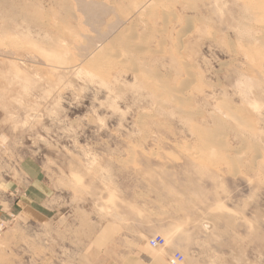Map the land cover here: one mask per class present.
I'll return each instance as SVG.
<instances>
[{
	"label": "rangeland",
	"instance_id": "obj_1",
	"mask_svg": "<svg viewBox=\"0 0 264 264\" xmlns=\"http://www.w3.org/2000/svg\"><path fill=\"white\" fill-rule=\"evenodd\" d=\"M244 1L0 0V264H264Z\"/></svg>",
	"mask_w": 264,
	"mask_h": 264
},
{
	"label": "bare ground",
	"instance_id": "obj_2",
	"mask_svg": "<svg viewBox=\"0 0 264 264\" xmlns=\"http://www.w3.org/2000/svg\"><path fill=\"white\" fill-rule=\"evenodd\" d=\"M156 3H158V2H156ZM189 3H190V2H189ZM225 3H226V2H225ZM230 3H231V2H230ZM232 3H233V1H232ZM232 3H231V4H232ZM241 3H242V2H241ZM151 5H152V4H151ZM156 5H157V4H156ZM158 5H159V4H158ZM190 5H191V4H190ZM193 5H194V4H193ZM226 5H227V4H226ZM149 6H150V5H149ZM191 6H192V5H191ZM242 6H243L244 9L252 10V12H253V11H254V12H255V11H260V12H261V10L264 11V1H262V0H245V1H244V4H243ZM166 7H167V6H166ZM223 7H224V6H223ZM223 7H222V8H223ZM162 8H163V6H162ZM217 8H218V7H217ZM224 8H225V7H224ZM168 9H169V8H168ZM237 9H238V8H237ZM216 11H217V10H216ZM243 11H244V10H243ZM72 12H73V11H72ZM148 12H150V11H148ZM260 12H259V13H260ZM151 13H152V12H151ZM149 14H150V13H149ZM100 15H101V14H100ZM145 15H146V14H145ZM169 15H171V13H169ZM144 17H145V16H144ZM47 20H48V19H47ZM144 20H145V19H144ZM240 20H241V18H240ZM48 22H49V21H48ZM46 24H47V23H46ZM145 25H146V24H145ZM47 26H48V25H47ZM242 26H243V25H242ZM121 31H122V30H121ZM263 31H264V29H263ZM94 34H95V33H94ZM102 34H103V33H102ZM112 35H113V34H112ZM262 35H263V34H262ZM262 35H261V36H262ZM123 36H124V35H123ZM92 37H93V36H92ZM11 38H12V37H11ZM108 38H109V37H108ZM258 38H260V37H258ZM261 38H262V41L264 42V36L261 37ZM0 39H1V38H0ZM82 39H83V38H82ZM256 39H257V38H256ZM16 40H17V39H16ZM258 40H259V39H258ZM259 41H261V40H259ZM262 41H261V42H262ZM17 42H18V41H17ZM8 43H9V42H8ZM253 43H255V42H253ZM257 44H258V43H257ZM16 45H17V44H16ZM97 45H99V44H97ZM11 46H12V45H11ZM253 46H255V45H253ZM263 46H264V45H263ZM15 47H16V46H15ZM66 48H67V47H66ZM107 48H108V47H107ZM249 48H250V47H249ZM252 48H253V47H252ZM252 48H251V49H252ZM5 50H6V49H5ZM61 50H63L62 47H61ZM105 51H106V50H105ZM66 52H67V51H66ZM106 52H107V51H106ZM123 52H124V51H123ZM83 53H84V52H83ZM67 54L70 55V53H67ZM81 54H82V53H81ZM109 54H110V52H109ZM63 56H64V55H63ZM117 56H118V55H117ZM127 56H128V55H127ZM56 58L58 59L57 56H56ZM60 58H61V57H60ZM77 58H78V57H77ZM102 58H103V57H102ZM85 59H86V58H85ZM88 59H89V58H88ZM90 60H91V59H90ZM93 60H94V59H93ZM88 61H89V60H88ZM116 61H117V60H116ZM90 62H91V61H90ZM94 62H95V61H94ZM97 62H99V61H97ZM103 62H104V61H103ZM103 62H102V63H103ZM121 63H122V61H121ZM106 65H107V64H106ZM93 67H94V66H93ZM93 67H92V69H93ZM112 67H113V66H112ZM99 70H100V69H99ZM103 73H104V72H103ZM192 75H193V74H192ZM192 75H190V76H192ZM247 79H248V78H247ZM247 79H246V80H247ZM242 80H243V79H242ZM243 82H244V81H243ZM245 82H246V81H245ZM249 83H251L250 80H249ZM242 84H243V83H242ZM246 84H247V82H246L244 85H246ZM240 85H241V84H240ZM249 86H250V84H247L246 87H245V86H244V87H245L246 89H248V90H249V89L251 90V88H250ZM255 86H256V85H255ZM239 87H240V86H239ZM252 87H253V86H252ZM176 88H177V87H176ZM177 89H179V88H177ZM257 89H258V88H257ZM177 91H178V90H177ZM180 91H181V90H179L178 92H180ZM251 91H252V90H251ZM253 91H255V90L253 89ZM174 92H175V90H174ZM174 92H172V93L175 94L176 92H175V93H174ZM168 93H169V92H168ZM181 93H182V91H181ZM181 93H179V94H181ZM252 93H253V92H252ZM177 94H178V93H177ZM177 94H176V95H177ZM169 95H170V94H169ZM184 95H185V94H181V95H179V96H178V99H180V98H181V99L184 98ZM253 95H254V94H253ZM244 96H245V95H244ZM257 96H258V94H257ZM169 97H170V96H169ZM173 97H174V96H173ZM179 97H180V98H179ZM260 97H261V96H260ZM171 98H172V97H171ZM174 98H175V97H174ZM181 99H180V100H181ZM247 99H248V98H247ZM180 100H179V101H180ZM185 100H186V99H185ZM174 101H175V100H174ZM248 101H249V100H248ZM177 102H178V101H177ZM252 102H253V101H252ZM175 103H176V101H175ZM180 103H182V102H180ZM255 103H256V102H255ZM253 104H254V103H253ZM180 105H181V104H180ZM181 106H182V105H181ZM231 106H232V105H231ZM231 106H230V109H231ZM254 106H256V105H254ZM254 106H253V107H254ZM257 106H258V104H257ZM257 106H256V107H257ZM227 107H228V106H227ZM254 108H255V107H254ZM231 110H233V108H232ZM236 111H237V110H236ZM231 112H232V111H231ZM237 112H239V111H237ZM233 113H234V112H233ZM235 113H236V112H235ZM187 114H188V113H187ZM238 114H239V113H238ZM235 115H236V114H235ZM237 117H238V116H237ZM238 118H239V117H238ZM235 119H237V118H235ZM243 120H244V118L242 119V121H243ZM240 122H241V121H240ZM220 123H221V122H220ZM242 123H243V122H242ZM251 126H252V125H251ZM203 127H204V126H203ZM222 128H224V127H222ZM205 130H206V129H205ZM207 132H208V131H207ZM207 132H206V133H207ZM211 132H213V131H211ZM215 132H216V131H215ZM221 132H222V131H221ZM224 133H226V132H224ZM224 133H223V134H224ZM212 135H213V134H212ZM212 135H211V136H212ZM219 136H220V135H219ZM205 137H206V136H205ZM206 138H207V137H206ZM212 138H213V137H212ZM207 139H209V137H208ZM211 140H213V139H211ZM210 145H211V144H210ZM206 146H208V145H206ZM211 146H212V145H211ZM214 146H215V145H214ZM215 148H216V147H215ZM207 149H208V148H207ZM205 150H206V147H205ZM208 151H210V150H208ZM206 153H207V152H206ZM203 154H205V153H203ZM207 154H208V153H207ZM210 154H212V153H210ZM219 155H220V154H219ZM208 156H209V155H208ZM220 157H221V156H220ZM205 158H207V156H206ZM214 158H215V157H214ZM260 158H261V156H260ZM222 159H223V158H222ZM215 160H216V159H215ZM218 160H219V159H218ZM208 161H209V160H208ZM211 161H212V160H211ZM260 162H261V161H260ZM262 162H263V161H262ZM220 207H221V205L219 206V208H220ZM217 208H218V207H217ZM221 208H222V207H221ZM221 208H220V210H219V209H218V210H219V211H221L222 209L224 210V208H222V209H221ZM212 209H213V208H212ZM212 209H211V210H212ZM226 212H228V210H226ZM229 212H231V211H229ZM220 213H221V212H220ZM227 215H228V214H227ZM228 216H231V215H228ZM231 217H232V216H231ZM235 217H236V216H235ZM230 220L232 221V220H233V217H232V219H230ZM174 254H175V253H174ZM172 256H173V255H172ZM172 256H171V257H172ZM171 257H170V258H171Z\"/></svg>",
	"mask_w": 264,
	"mask_h": 264
},
{
	"label": "built area",
	"instance_id": "obj_3",
	"mask_svg": "<svg viewBox=\"0 0 264 264\" xmlns=\"http://www.w3.org/2000/svg\"><path fill=\"white\" fill-rule=\"evenodd\" d=\"M1 229H2V227L0 226V231H1ZM149 244L152 248H160V247L165 245V239L161 235H157V236L150 238ZM183 261H184V256L179 252H176L170 258V262L172 264H179Z\"/></svg>",
	"mask_w": 264,
	"mask_h": 264
},
{
	"label": "crops",
	"instance_id": "obj_4",
	"mask_svg": "<svg viewBox=\"0 0 264 264\" xmlns=\"http://www.w3.org/2000/svg\"><path fill=\"white\" fill-rule=\"evenodd\" d=\"M144 236H153V229H144L143 233H141ZM142 256V255H141ZM137 258L135 261L131 262L130 264H162L159 256H154V254H143V257L145 258V260Z\"/></svg>",
	"mask_w": 264,
	"mask_h": 264
}]
</instances>
